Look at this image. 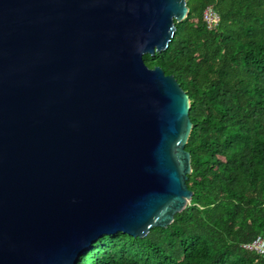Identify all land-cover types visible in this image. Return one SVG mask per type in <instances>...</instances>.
Returning <instances> with one entry per match:
<instances>
[{"label":"water","instance_id":"95a60500","mask_svg":"<svg viewBox=\"0 0 264 264\" xmlns=\"http://www.w3.org/2000/svg\"><path fill=\"white\" fill-rule=\"evenodd\" d=\"M187 0H0V264H76L192 198L190 99L143 56Z\"/></svg>","mask_w":264,"mask_h":264},{"label":"trees","instance_id":"16d2710c","mask_svg":"<svg viewBox=\"0 0 264 264\" xmlns=\"http://www.w3.org/2000/svg\"><path fill=\"white\" fill-rule=\"evenodd\" d=\"M216 28L202 20L207 6ZM165 51L143 59L190 99L193 192L167 227L101 236L76 264H264L242 248L264 236V0H187Z\"/></svg>","mask_w":264,"mask_h":264},{"label":"built area","instance_id":"2783aa9c","mask_svg":"<svg viewBox=\"0 0 264 264\" xmlns=\"http://www.w3.org/2000/svg\"><path fill=\"white\" fill-rule=\"evenodd\" d=\"M202 20L205 23L207 29L212 30L217 27L219 22V15L213 6H207L202 14ZM242 248L254 251L261 255L264 259V236L259 235L249 243L241 245Z\"/></svg>","mask_w":264,"mask_h":264}]
</instances>
